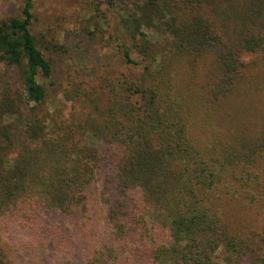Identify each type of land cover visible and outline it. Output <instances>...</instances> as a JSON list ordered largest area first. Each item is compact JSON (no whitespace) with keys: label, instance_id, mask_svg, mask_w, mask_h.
I'll return each mask as SVG.
<instances>
[{"label":"trees","instance_id":"obj_1","mask_svg":"<svg viewBox=\"0 0 264 264\" xmlns=\"http://www.w3.org/2000/svg\"><path fill=\"white\" fill-rule=\"evenodd\" d=\"M32 1L0 21V61L21 76L0 71V264H259L264 117L215 121L243 120L219 114L264 51V0H104L140 73L72 84L52 112Z\"/></svg>","mask_w":264,"mask_h":264},{"label":"rangeland","instance_id":"obj_2","mask_svg":"<svg viewBox=\"0 0 264 264\" xmlns=\"http://www.w3.org/2000/svg\"><path fill=\"white\" fill-rule=\"evenodd\" d=\"M132 1L125 0L126 3ZM24 2L25 0H0V21L19 16ZM32 3L30 31L53 69L50 78L53 85H45L50 112L53 104L62 109L68 107L63 100L62 90L70 88L72 84L89 88L103 79L140 73V66L127 63L119 53L118 7H109L104 0H33ZM130 58L138 62L132 52ZM244 61L249 66L245 80L225 104L226 113L219 114L220 118L226 115V120L242 114L243 120L237 127L216 120L221 125L222 133H227V129L239 131L245 127L254 128L253 123L262 121L264 117V51L257 55H247ZM4 69H8L14 79H21L19 72L14 68H7L0 61V71ZM102 147L99 145V148ZM225 206L226 210L227 207L230 208L228 204ZM239 207L240 205L237 209ZM259 207L256 205L248 213V220L254 225L255 232H250L247 258L260 264L264 217L261 219L262 208L256 209Z\"/></svg>","mask_w":264,"mask_h":264}]
</instances>
